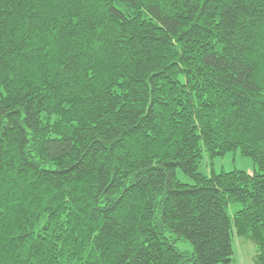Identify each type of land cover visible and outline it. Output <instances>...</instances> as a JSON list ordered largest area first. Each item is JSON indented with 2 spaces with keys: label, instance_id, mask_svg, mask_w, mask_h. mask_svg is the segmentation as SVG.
<instances>
[{
  "label": "trees",
  "instance_id": "16d2710c",
  "mask_svg": "<svg viewBox=\"0 0 264 264\" xmlns=\"http://www.w3.org/2000/svg\"><path fill=\"white\" fill-rule=\"evenodd\" d=\"M234 151L252 172H199ZM235 237L264 264V0H0V264H234Z\"/></svg>",
  "mask_w": 264,
  "mask_h": 264
},
{
  "label": "rangeland",
  "instance_id": "374dc122",
  "mask_svg": "<svg viewBox=\"0 0 264 264\" xmlns=\"http://www.w3.org/2000/svg\"><path fill=\"white\" fill-rule=\"evenodd\" d=\"M235 170L250 173L254 170V165L249 158H244L239 151H234L226 154L224 157L209 161L204 155L203 162L199 172L203 175L210 176L211 174L229 173ZM177 179L186 184H192V180L183 175L180 171L177 172ZM240 206L236 205L229 208V213L232 215ZM178 249L191 250V247L185 243H178ZM234 248V264H253L252 258L255 254L254 247L244 239L235 237L233 242Z\"/></svg>",
  "mask_w": 264,
  "mask_h": 264
}]
</instances>
